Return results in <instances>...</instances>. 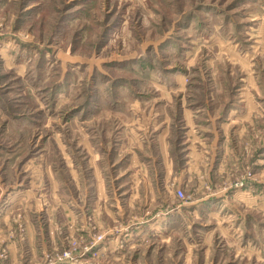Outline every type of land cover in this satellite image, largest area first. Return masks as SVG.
I'll use <instances>...</instances> for the list:
<instances>
[{"label":"rangeland","instance_id":"374dc122","mask_svg":"<svg viewBox=\"0 0 264 264\" xmlns=\"http://www.w3.org/2000/svg\"><path fill=\"white\" fill-rule=\"evenodd\" d=\"M0 264H264V0H0Z\"/></svg>","mask_w":264,"mask_h":264},{"label":"built area","instance_id":"2783aa9c","mask_svg":"<svg viewBox=\"0 0 264 264\" xmlns=\"http://www.w3.org/2000/svg\"><path fill=\"white\" fill-rule=\"evenodd\" d=\"M176 194L179 198H182L184 196V192L182 189H179Z\"/></svg>","mask_w":264,"mask_h":264}]
</instances>
